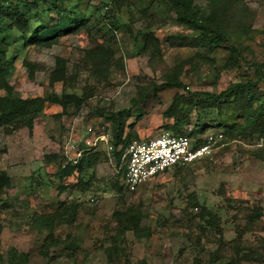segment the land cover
Segmentation results:
<instances>
[{"label":"rangeland","instance_id":"obj_1","mask_svg":"<svg viewBox=\"0 0 264 264\" xmlns=\"http://www.w3.org/2000/svg\"><path fill=\"white\" fill-rule=\"evenodd\" d=\"M148 1L57 0L60 7L85 19L84 30L59 38L51 47L25 45L20 39L10 46L7 57L13 68L7 80L20 97L67 93L68 103L63 113L60 106L46 104L34 117L32 131L0 130V171L10 178L9 187L0 194V264H7L12 248L28 253L29 264H264V158L253 155L264 148V138L226 139L217 127L216 109L203 108L205 96L189 95L217 94L252 76L253 64L264 65V0L232 3L228 14L232 28L250 32L229 38L239 45L244 60L239 69L220 73L226 50L209 54L213 66L193 59L197 48L190 41L197 33L177 24L174 14L159 3L141 14L139 9ZM208 2L196 0L200 7ZM30 16L35 28L50 23L55 14ZM5 26L6 21H1L0 27ZM147 28L159 41L158 58L140 52L138 39L134 40ZM12 36L14 32H6L7 38ZM97 47L112 52V65L100 76L91 73L93 59L88 55ZM58 58L64 61L66 82L50 86ZM26 62L33 66L32 76ZM174 72L184 90L160 89L139 110L131 108L139 87L160 84ZM177 92L183 104L193 100L195 105L185 128L198 117L200 137L216 138V144L209 156L194 164L169 169L130 189L120 174L122 160L118 166L114 151L96 139L110 141L109 114L120 110L132 113L125 133L133 130L139 140L167 132L165 126L174 121L163 113ZM88 151L98 156L79 182L77 174L62 181L57 178L59 170ZM47 155L58 158L47 161ZM116 183L123 186L121 192ZM71 206L77 208L74 222L57 225L54 219L56 244L43 255L49 231L33 220L68 212ZM255 207H262V216L251 228L244 216ZM133 217L138 231L131 230ZM211 217L214 226L207 222ZM125 227L130 230L124 231Z\"/></svg>","mask_w":264,"mask_h":264},{"label":"trees","instance_id":"obj_2","mask_svg":"<svg viewBox=\"0 0 264 264\" xmlns=\"http://www.w3.org/2000/svg\"><path fill=\"white\" fill-rule=\"evenodd\" d=\"M154 3H159L166 11L172 12L177 24L197 33V36L190 41L192 42L191 46L197 48L193 59L206 60L205 62L213 66L215 65V60L211 59L209 54L218 49H224L227 55L224 57L217 73L241 67L240 62L244 60L242 51L239 45H236V42L231 41L229 38L235 37L236 39L240 34L247 35L250 31L241 29L239 26L236 29L232 28L228 14L234 0H209L208 5L205 7L198 6L196 0H149L145 7L139 9V12L143 15L147 14ZM43 6L44 8H41ZM44 13L55 14V17L50 18V23L40 24L33 28L30 15L39 17ZM1 21H6V26L5 28L0 27V130L10 133L21 128H27L32 131L34 117L43 111L46 104L60 106L62 108L61 113H63L68 103L67 93L62 95L52 93L44 97L35 98L20 97L7 80L13 68V63L7 57V52L15 42L14 40L19 39L25 45L51 47L58 42L59 38L65 35L80 33L84 30L86 21L85 19H78L74 12L60 7L57 4V0H0V23ZM6 32H14V37L7 38ZM137 39L140 52L148 54L150 59L160 56L159 41L150 29L147 28L146 32H138L134 37V40ZM88 55L93 59L92 74L100 76L103 74L104 69L112 65V52L108 48L97 47L91 49L88 51ZM24 64L28 67L30 76H32L34 73L32 64L27 62ZM251 69H253L252 76L248 75L243 80L230 84L217 94L189 93L192 99L200 95L205 96L207 101L206 104H203V108L216 109L220 118L217 127L223 129V135L226 139L248 140L264 138V65L253 64ZM59 81L66 82V77L64 61L58 58L56 67L50 74V86ZM163 88L184 90L186 86L179 80L178 73L174 72L173 74L165 75L164 81L160 84L152 83L145 87H139L136 97L130 101L131 108L139 110V107L147 99L155 96ZM182 99L180 93H175L172 103L164 111L163 117L174 121L173 124L166 125L165 129L174 135L186 133L191 139L193 146H200L206 142V139L200 137L202 133L200 119L197 117L192 127L188 126L185 128V125L190 122V115L195 105L193 100L183 104ZM141 114L139 112L136 116L137 120L141 118ZM131 116L130 110H120L109 114L110 144L118 166L126 147L132 141L139 140L135 131L129 130L125 133L126 119ZM186 129H189V131L187 132ZM253 155L257 159L264 158V148L260 147L254 150ZM97 156V153L92 152L84 154L73 162L74 164H68L59 170L56 173L57 178L62 181L77 174V182H79L86 175L92 164L96 162ZM45 157L47 161L58 158L56 155H47ZM122 173L121 170V177ZM9 185L10 178L8 174L5 171H0V194ZM60 188L61 191L66 190V187ZM116 188L121 192L123 186L116 183ZM203 208L201 209L204 212L205 209ZM67 210L68 212L57 213L48 219L33 220L35 223L38 221L39 226L49 231L42 246L43 255L48 252L51 245L56 244L52 234L54 226L52 224L56 222L57 225H61L74 222L77 208L71 206ZM199 216L201 218L204 217L202 213ZM261 216L262 207H255L250 209L244 218L249 227L252 228L260 220ZM56 218L57 220L54 222ZM214 220L215 217H211L207 222L214 226ZM129 222L133 224L132 231L139 230L134 217L130 218ZM125 230L130 229L125 227ZM67 244L72 245V242ZM7 264H29V254L12 248L7 253Z\"/></svg>","mask_w":264,"mask_h":264},{"label":"built area","instance_id":"obj_3","mask_svg":"<svg viewBox=\"0 0 264 264\" xmlns=\"http://www.w3.org/2000/svg\"><path fill=\"white\" fill-rule=\"evenodd\" d=\"M186 131L188 132L189 129ZM218 138L220 139L221 135H218ZM96 140L105 142L106 145H109V150H112L110 141L106 138L97 137ZM216 141V138L208 137L202 145L193 146L186 133L174 135L169 132L147 140L132 141L126 147L121 158L124 184L133 189L153 180L169 169L177 166L184 167L199 161L210 155ZM87 144H90L91 147L96 146L91 142H87ZM78 152L80 153V151ZM79 153L78 156H80Z\"/></svg>","mask_w":264,"mask_h":264}]
</instances>
